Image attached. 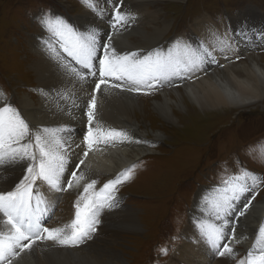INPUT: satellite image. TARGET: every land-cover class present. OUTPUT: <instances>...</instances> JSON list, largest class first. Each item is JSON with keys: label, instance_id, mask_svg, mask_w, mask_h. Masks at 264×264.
<instances>
[{"label": "rangeland", "instance_id": "374dc122", "mask_svg": "<svg viewBox=\"0 0 264 264\" xmlns=\"http://www.w3.org/2000/svg\"><path fill=\"white\" fill-rule=\"evenodd\" d=\"M97 2L105 10L100 20L97 13L85 7L81 0H0V92L3 93V102L12 103L24 119L29 116L21 111L22 100L26 97L38 105L39 86L34 66L40 57L43 55L49 62L44 64L47 67L45 72H63L44 44L49 33L41 26L42 18L45 15L62 17L81 32L97 25L112 30L111 5L108 0ZM115 2L121 3V0ZM121 10L134 16L125 28L120 29L121 40L127 36L132 45L143 48L120 49L121 44L117 43L121 40L118 42L119 35L116 34L113 46L118 52L139 50L146 54L157 48L167 52L177 41L193 46L204 43L212 51L216 63L205 64L203 72L197 71L189 78L174 79L171 86H158L148 95L135 93L137 105L131 116L140 131L144 132L145 143L138 144L133 140L132 146L139 148L141 144L150 152L136 161L132 178L117 186L118 208L104 209L99 217L102 222L96 226V231L78 246L82 251L91 252L93 259L81 258L77 264H169L192 245L185 229L200 216L193 206L198 198L201 203V198L205 196L199 195L203 190L201 188L211 189L222 178L241 169L264 177V100L245 111L228 108L229 111L203 112L185 98L181 110L173 109L172 122L161 118L153 103L162 99L161 89L173 87L183 90V83H192L201 73L206 74L209 70L219 71L215 74L225 77L224 69L218 68L231 58L228 54L233 49L242 54L231 65L248 64L254 60L264 68V48L258 42L264 41V0H122ZM196 22L200 27L196 26ZM156 27L162 28V32L154 33ZM105 31L99 32L101 43ZM144 31L148 32L145 35L152 33L154 43L146 42L147 39L141 36ZM252 46L258 49L241 52V48ZM48 88H43V92L52 98L56 91ZM70 89L67 84L65 92L57 93H67L78 101L81 87ZM74 92L77 94L73 95ZM171 96L177 101L173 94ZM60 101L72 103L71 99ZM137 137L133 136L139 140ZM98 176L99 179H95L97 190L109 180ZM5 187V182L0 180V190ZM59 192L60 197L42 218L44 227H62L69 221V209L73 210L74 217L73 205L79 193L75 190ZM251 195L248 194L249 197ZM262 200L264 184L256 191L252 202ZM124 210L131 213L127 214ZM67 211L69 214H66ZM131 216L137 223L135 230L127 227ZM252 217H240L236 231L240 237L250 230L254 233L257 218L256 215ZM261 219L264 220V215ZM248 221L251 223L246 224ZM195 231L199 234L198 228ZM228 231L231 234V229ZM205 243L208 244L206 240ZM232 247L235 257H220L216 253L212 254L214 259L210 254V261L213 264H237L246 250L241 243ZM163 248L167 249L166 255L161 253ZM36 252L44 257L52 253L45 248L36 249Z\"/></svg>", "mask_w": 264, "mask_h": 264}, {"label": "snow or ice", "instance_id": "6c2138e0", "mask_svg": "<svg viewBox=\"0 0 264 264\" xmlns=\"http://www.w3.org/2000/svg\"><path fill=\"white\" fill-rule=\"evenodd\" d=\"M81 2L97 15H105L97 0ZM108 3L112 7L110 27L113 32L104 43H101L100 33L95 28L81 32L59 16L45 15L41 20V26L49 33L44 44L67 77L84 85L89 78L99 76L84 111L87 125L80 143H75L71 136L74 130L66 125L30 127L20 111L10 102H3V93L0 92V169L17 165L23 168V176L15 187L11 191H0V224L4 226V230L0 231V264H13L38 241H53L61 247H77L96 231V226L101 222V212L118 206L115 194L117 186L132 178L135 164L108 180L98 190L97 181H86L85 173L81 170L85 159L91 152L100 151L101 145L133 142L127 131L105 127L97 120V93L102 86L148 95L158 86H171L174 79L189 78L202 70L205 64L216 63L215 56L204 43L193 46L177 41L167 52L162 49H154L146 54L141 51L118 52L112 43L113 35L125 28L134 16L121 10L122 0L121 3L108 0ZM101 49L102 55L99 54ZM58 95L64 100L71 99L72 107H80L75 103V97L67 93ZM134 142L145 143L141 140ZM81 147L83 154L79 156V162L66 176L75 154L73 149ZM38 182L56 191L82 187L73 205L75 213L70 223L63 227L43 226L46 208ZM262 184L264 177L241 169L222 178L201 198L198 206L200 216L195 223L200 236L220 257H235L232 243L247 239L237 237V224L240 217L247 214ZM248 193L252 195L249 197ZM161 253L166 255L167 249H161ZM237 264H264V221L258 225L251 248Z\"/></svg>", "mask_w": 264, "mask_h": 264}, {"label": "bare ground", "instance_id": "6f19581e", "mask_svg": "<svg viewBox=\"0 0 264 264\" xmlns=\"http://www.w3.org/2000/svg\"><path fill=\"white\" fill-rule=\"evenodd\" d=\"M97 18L100 20L101 16L97 15ZM195 24L197 27H200L198 22H196ZM79 27L81 28V26ZM95 29L98 32L106 30L104 33L103 43L107 42L108 35L113 32V30L102 27L100 25H97ZM108 31H110V33H108ZM154 31V33L159 34L162 32V28L156 27ZM145 33L148 32H142L141 36L147 39L146 42L151 43L155 40V37H152V33V36L148 34L147 36L145 35ZM116 34H118L119 36ZM116 34L113 35L112 43H114V41L116 40L114 38L116 36H118V42H120L121 40L122 35L119 32ZM171 40L173 41L172 38ZM258 42L260 43V46L264 48V41ZM117 44H121L122 48L120 49L122 50L142 47L138 45H132V43L128 40L127 36H123L121 42ZM36 49L38 48L36 47ZM257 49L258 47L256 46H252L250 48H241V52L256 51ZM99 54L102 55V49L100 50ZM241 54L242 53H240V51L236 49H233L231 52H229L228 56H231V58L229 57L230 59L218 68L224 69L225 77H220L221 75L217 76L215 74V72L219 71L209 70L208 72H206V74L201 73L194 82L183 83V90H177L173 87L168 90L161 89L160 92L162 99L153 103L155 108L154 110L161 116V118L172 122L174 118L172 112L173 109L181 110V108L184 106L183 101L185 98H187L195 108L203 112H211L217 110L229 111L228 108L245 111L249 108L251 109V106L253 107L255 105L261 104L264 100V68H262L259 63L254 60H249L250 63L248 64H245L243 62L244 64H240L237 66L231 65V63L236 60L237 57L241 56ZM44 64L48 65L49 62L42 55L38 60L37 64H35L34 66L35 75L37 76V82L39 86L37 89L39 95L38 105H34L26 97L21 102V111L24 112L27 116H29V118L25 120L29 123L30 127L32 128H54L66 125L74 130L71 133V136L75 143H80L82 140L83 132L86 130L87 125V118L84 115V111L87 107V101L88 99H90L92 87L95 86V80H98L99 77L97 76L96 79L94 77L89 78L88 83L81 85L74 79L67 77L64 72H45V69H47V67H44ZM200 72H203V70H200ZM67 84L71 86L72 89L70 90H73L77 87H81V92L78 93V101H75L76 104L80 105L79 108L72 107V103L60 101L61 98L58 95L59 93L57 92H65ZM179 85L181 86V84ZM45 86L47 88L50 86L48 88L49 90L53 89L56 91V94H52V98H48L49 96L47 97L45 92H43V88H46ZM112 89L114 90L111 91V88L108 89L102 86L101 90L98 93V112L96 117L97 120H99L105 127L115 128L118 130H125L132 136V138L133 136H138L137 139L144 140V132L140 131L139 125L134 121L131 116V112H133L137 105L135 93L126 90H121L119 88L118 90L117 88ZM74 94L77 93L74 92L73 95ZM171 94L176 97L177 101L171 98ZM108 109H110L109 114ZM111 114L116 115L112 116ZM156 137L160 138V135H156ZM133 140L135 141L134 138ZM132 145L133 142L116 143L115 146L106 147H103V145H101L100 151L91 152L89 156L85 159V163L81 165V170L85 173L86 181L99 179L100 176L98 175L106 177L105 179L114 178L118 173H120L124 169V167L136 162L140 157H142V155L150 152V149L143 148L141 144L139 148H133ZM73 151L75 154L72 156V160L70 162V165L72 166L71 170L74 169L75 164L79 162V156H82L83 154V147H81L80 149H73ZM71 166H69V168ZM71 170H68L65 175L69 176ZM22 176L23 168L20 165L0 169V180L4 181L6 184L5 189L0 191H11L22 178ZM38 184L39 192L41 193V196L45 201L44 207L46 208L49 205L48 209L46 210V212H49L54 203L60 197L61 192L51 189L47 185H44L40 182H38ZM101 187L102 186H100V188ZM72 190H75L77 192L82 190V187L81 189ZM201 190L202 191H200L199 195L203 196V194H207L210 189H208L207 187H203L201 188ZM199 204L200 200L198 198V200L194 203L193 206L195 212H199ZM69 210V221L65 222L63 226L70 223L71 220L74 218L72 217L73 210ZM124 212L127 214L131 213V211L129 210H124ZM66 214H69V212L67 211ZM254 215H256L257 218L255 221L254 233L248 228L250 231L242 236L247 237V239L240 240V243L245 247L246 252L248 251V249H250L251 244L254 242L255 233L258 229L259 223L264 221L263 219H261L264 215V200L260 201L259 203L252 202V205L248 209L246 216H248V218H253L252 216ZM209 219H211V217ZM64 220H62L61 223H63ZM250 223L251 221H248L246 224ZM127 227L128 229L133 230L138 228L137 223L132 216L130 217V222ZM196 228V223H192L190 226L186 227L185 235L190 236L189 241H191L192 245L186 247L185 250L179 253L177 255L178 257H174L169 264H209V262L212 263V261H210V254H216L217 251L215 252L209 244L206 245L205 240L201 238L199 236L200 234L195 231ZM2 230H4V226L0 224V231ZM236 235L238 238H240V235L237 232ZM234 244L236 243L233 242L232 246ZM40 248H45L48 252L52 253H48L49 255H47V257H44V255L41 256L39 255V253L37 254L36 252V249ZM81 258L90 260L93 259V254L88 251H82V249L78 246L61 247L53 241H38L30 251L22 253L20 257L13 262V264H77L78 259ZM217 258H219V256ZM104 262L102 261L101 263Z\"/></svg>", "mask_w": 264, "mask_h": 264}]
</instances>
